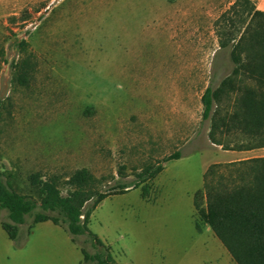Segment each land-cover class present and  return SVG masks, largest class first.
I'll return each instance as SVG.
<instances>
[{"label":"rangeland","instance_id":"374dc122","mask_svg":"<svg viewBox=\"0 0 264 264\" xmlns=\"http://www.w3.org/2000/svg\"><path fill=\"white\" fill-rule=\"evenodd\" d=\"M213 1L218 16L231 0ZM190 4L0 0L2 180L36 200L32 179H53L66 194L73 188L67 176L80 167L92 173V188L128 185L91 212L88 229L103 245L27 216L16 240L0 226V264H95L81 249L108 251L117 264H236L197 212L206 206L203 172L230 158L264 156V148L231 151L209 141L200 96L232 63L229 48L218 46L214 17H183ZM175 151L179 157L137 182L144 163ZM6 215L0 208V219Z\"/></svg>","mask_w":264,"mask_h":264},{"label":"trees","instance_id":"16d2710c","mask_svg":"<svg viewBox=\"0 0 264 264\" xmlns=\"http://www.w3.org/2000/svg\"><path fill=\"white\" fill-rule=\"evenodd\" d=\"M255 1L234 0L214 21L218 46L229 48L232 67L216 86L209 83L204 88L201 118L210 122L209 141L227 150L264 148V12L255 8ZM19 46L24 49L26 42L21 40ZM13 67L16 69L17 64ZM17 81L24 84L26 76L17 72ZM179 155L175 151L156 164L144 163L135 172L137 182L153 178L162 170V162ZM92 179L86 167L75 169L66 178V183L73 186L66 194L53 179H32L39 195L36 200L18 193L0 176V208L6 209L8 219H0L1 228L9 239L16 240L18 226L31 216L33 223H62L71 238L87 234L94 245H103L88 229L91 212L102 199L120 193L128 185L116 182L109 190L101 191L90 187ZM202 191L206 206L197 210L199 217L235 263L264 264V156L210 164L203 172ZM80 251L84 260L95 264H117L108 251L93 255Z\"/></svg>","mask_w":264,"mask_h":264},{"label":"crops","instance_id":"0c3cea01","mask_svg":"<svg viewBox=\"0 0 264 264\" xmlns=\"http://www.w3.org/2000/svg\"><path fill=\"white\" fill-rule=\"evenodd\" d=\"M234 0L229 1L227 4H223V10L219 13V15L226 10L229 5L233 2ZM217 7V4L215 1L213 0H203L199 3H197L195 0H191V4H190V9L189 8H185L182 9V15L184 18H187L188 16H192L194 17L195 14H204L205 17H214V21L216 20V18L219 16H216L215 12L213 11L215 8ZM203 8V11H202ZM255 8L257 10H260L262 12H264V0H256L255 1ZM214 21H213V25H214ZM234 151V150H231ZM237 159H241V158H230L228 161L231 160H237Z\"/></svg>","mask_w":264,"mask_h":264}]
</instances>
